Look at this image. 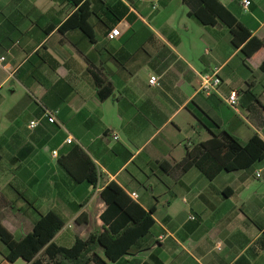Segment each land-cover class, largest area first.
Masks as SVG:
<instances>
[{
	"label": "crops",
	"instance_id": "0c3cea01",
	"mask_svg": "<svg viewBox=\"0 0 264 264\" xmlns=\"http://www.w3.org/2000/svg\"><path fill=\"white\" fill-rule=\"evenodd\" d=\"M88 1L92 36L61 31L78 11L67 0H0L1 224L20 241L54 211L65 221L55 243L73 247L103 232L100 194L115 182L155 220L136 255L115 264H155L152 255L163 264H264V160L213 180L161 166L174 168L212 134L264 141V51L247 59L227 25L202 24L185 0ZM219 1L264 40V0H249V13L246 0ZM215 69L223 84L207 93L202 75ZM32 121L41 122L33 131ZM76 149L97 167V188L60 164L77 174ZM8 255L0 238V264H30Z\"/></svg>",
	"mask_w": 264,
	"mask_h": 264
},
{
	"label": "trees",
	"instance_id": "16d2710c",
	"mask_svg": "<svg viewBox=\"0 0 264 264\" xmlns=\"http://www.w3.org/2000/svg\"><path fill=\"white\" fill-rule=\"evenodd\" d=\"M67 2L77 7L78 11L61 31L78 28L92 36L90 2ZM185 3L190 8V15L202 24L215 26L222 22L227 25L235 48L241 49L247 59L253 60L264 51V40L254 37L219 0H185ZM261 70L264 72V63ZM100 94L103 99H107L112 90H100ZM73 156V166L79 174L63 162L60 164L76 181L84 179L97 188L100 178L95 164L80 149L74 150ZM263 160L264 141L258 135L243 145L229 133L222 132L212 134L207 142L188 148L185 158L174 168L169 169L164 164L161 166L167 173L173 170L186 173L197 168L205 177L213 180L224 171L249 169ZM100 198L105 207L100 216L103 232L94 233L87 240L78 238L70 248L55 243V238L65 227V221L54 211L41 215L33 231L20 241L0 222V238L9 249L8 260L20 258L30 264H115L127 256L136 255L142 241L155 225L154 210H145L115 182L102 190ZM151 260L155 264H163L156 255H152Z\"/></svg>",
	"mask_w": 264,
	"mask_h": 264
},
{
	"label": "built area",
	"instance_id": "2783aa9c",
	"mask_svg": "<svg viewBox=\"0 0 264 264\" xmlns=\"http://www.w3.org/2000/svg\"><path fill=\"white\" fill-rule=\"evenodd\" d=\"M143 2H149V3H155L157 4L159 2V0H142ZM252 3L249 0H246L243 3V10L245 13H249L250 11V7H251ZM154 9L156 10L157 7L154 6ZM120 36V31L118 29H115L112 31V33L110 34V39H115L116 37ZM4 60V59H3ZM220 70L219 69H215L211 72H208L204 75H202V90L210 93L212 91H216L222 84L223 81L220 77ZM150 85L151 86H158L159 85V79L157 77H152L150 79ZM228 104L233 107L236 108L239 104V95L237 93H233L231 94V96L228 99ZM57 115L58 112L56 111H48L46 110L45 114H44V119L48 121V123L52 124V125H56L58 124V120H57ZM41 125L40 121H32L29 124V129L30 130H36L39 126ZM73 140L72 139H68L67 140V144H72ZM53 156L57 157L58 156V152L54 151L53 152ZM257 178H262V174L258 173ZM131 198L134 200L137 198L136 194H132ZM194 219V218H193ZM165 239L164 236H162L160 238V241H163Z\"/></svg>",
	"mask_w": 264,
	"mask_h": 264
}]
</instances>
